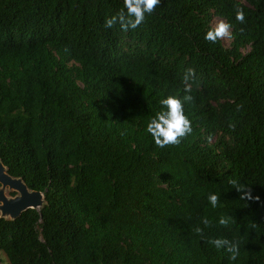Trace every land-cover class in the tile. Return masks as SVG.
I'll list each match as a JSON object with an SVG mask.
<instances>
[{"label": "trees", "instance_id": "obj_1", "mask_svg": "<svg viewBox=\"0 0 264 264\" xmlns=\"http://www.w3.org/2000/svg\"><path fill=\"white\" fill-rule=\"evenodd\" d=\"M0 161L8 264H264V0H0Z\"/></svg>", "mask_w": 264, "mask_h": 264}, {"label": "water", "instance_id": "obj_2", "mask_svg": "<svg viewBox=\"0 0 264 264\" xmlns=\"http://www.w3.org/2000/svg\"><path fill=\"white\" fill-rule=\"evenodd\" d=\"M6 191L14 194L6 196ZM44 203L43 194L29 191L21 179L12 178L0 161V217L9 220L19 218L28 210H37Z\"/></svg>", "mask_w": 264, "mask_h": 264}, {"label": "rangeland", "instance_id": "obj_3", "mask_svg": "<svg viewBox=\"0 0 264 264\" xmlns=\"http://www.w3.org/2000/svg\"><path fill=\"white\" fill-rule=\"evenodd\" d=\"M212 26L214 30L218 33L220 39L225 44V46L228 47L230 44V38H229L230 32L227 29L225 22L219 18H214L212 21ZM6 196L12 197L8 191H6ZM0 258L2 260V264H8L3 254H0Z\"/></svg>", "mask_w": 264, "mask_h": 264}]
</instances>
